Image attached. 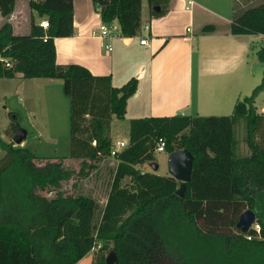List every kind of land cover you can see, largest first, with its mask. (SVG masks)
<instances>
[{
    "label": "trees",
    "instance_id": "obj_1",
    "mask_svg": "<svg viewBox=\"0 0 264 264\" xmlns=\"http://www.w3.org/2000/svg\"><path fill=\"white\" fill-rule=\"evenodd\" d=\"M142 0H91L101 23L116 21L119 34L133 37L141 27ZM148 16L158 18L168 0H145ZM15 0H0L7 17ZM48 27L29 21L27 33L0 24V78H52L61 81L68 100L67 157H37L10 140L16 117L0 137V264H75L92 252L95 264L113 250L117 264H264V114L253 105L264 89V44L255 51L263 64L260 83L236 100L230 115L144 116L128 120L127 142L113 156L105 201L88 195L55 192L63 181L85 177L86 169L110 156L111 118L121 119L137 81L120 86L109 75H93L79 64L54 61L53 38L73 33L72 0H27ZM158 7V11L154 10ZM230 33L264 35V0L247 7L232 4ZM43 37L45 38L43 40ZM244 120L248 154L235 156L233 124ZM13 119V120H12ZM164 139L170 153L187 149L193 156L181 197L170 175L142 172L136 166L154 160ZM78 161L77 171L64 161ZM74 187V181L72 182ZM246 209L254 212L258 235L236 226ZM250 235V239L246 236Z\"/></svg>",
    "mask_w": 264,
    "mask_h": 264
},
{
    "label": "crops",
    "instance_id": "obj_2",
    "mask_svg": "<svg viewBox=\"0 0 264 264\" xmlns=\"http://www.w3.org/2000/svg\"><path fill=\"white\" fill-rule=\"evenodd\" d=\"M19 1L22 0H15L7 17L0 16V24L7 21L14 33L21 34L25 27L19 30V17L16 16ZM234 1L241 7H247L263 0H193L189 10H184L185 0H168L163 16L146 23L148 29L143 27L147 36H143L140 28L136 36L123 37L119 34L117 22L112 21L110 27L115 32L107 39L110 50H106L101 46L100 38L93 34L98 32L101 21L91 0H72L73 33L53 38L54 61L58 65L79 64L93 75H109L114 86H120L130 77L136 79V89L126 99L123 118L112 117L110 122L112 144L118 141L126 143L127 136L116 133L114 118L128 123L131 118L144 116L199 115L196 110L191 113L181 110L191 107L192 97H196L199 90L219 92L230 81L241 77L245 68L244 59L248 50L254 47L253 40L262 41L264 35L230 33ZM143 6L146 19L150 18L145 0L141 1ZM29 12L35 23L42 17L34 10ZM143 37H146V44L141 45L138 41ZM204 42L208 43L207 51ZM15 76L20 77L19 74ZM37 79L45 81L38 84L41 88L56 83L52 78ZM61 100L68 115V100ZM42 111L43 115L37 114L41 111H31V114L33 117L48 115L47 109ZM259 112L264 114V107ZM145 165L146 162L136 167L142 172H149L151 167L145 168ZM87 256L85 254L75 264H95L92 252L91 258Z\"/></svg>",
    "mask_w": 264,
    "mask_h": 264
},
{
    "label": "rangeland",
    "instance_id": "obj_3",
    "mask_svg": "<svg viewBox=\"0 0 264 264\" xmlns=\"http://www.w3.org/2000/svg\"><path fill=\"white\" fill-rule=\"evenodd\" d=\"M22 1V3L20 1L18 3L19 9H16V16L17 18L19 17V30L25 27L23 32H21V34H24L28 32L27 27H29L31 18L29 12L30 8L27 6L26 0ZM143 16L144 18H142ZM162 16H160V18ZM42 19L46 18H38V21ZM151 19L152 18L146 19L145 8L144 6L141 7L140 28L143 36H147L145 33L146 30L143 29V24H149ZM253 41L254 47L248 50V56L244 59L245 68L243 69L241 77L238 76L234 82L230 81L229 84L224 87L225 89L219 92L212 89L199 90V93L197 92L195 95L196 97H192L191 107L183 108L184 110L181 111L191 113L196 110L199 115H230L236 100L249 96L251 90L261 81L263 64L256 58L255 51L259 46L264 44V39L262 41L254 39ZM207 45L208 43L204 42L206 51ZM42 82H45L44 79H26L19 76H14L13 78H0V137L3 140H9L4 130L11 116L14 115L17 125L24 128L27 134L18 145H13L26 147L37 157L59 160L60 157H67L69 152L68 115L61 98L64 99L65 102H67V99L62 95L61 81L59 79H55L56 83H50L46 88H41L38 85ZM3 97H6V99L4 100ZM253 105L257 112H259L261 107H264V89L256 95ZM43 109L48 110V115L45 114L44 117H39V114L43 115ZM31 111H35V113L37 111L41 112H38V115H34L35 117H33ZM127 115L129 114L127 113ZM113 122H116L113 124L115 125L114 127H116V133L118 135L122 134V136H128V123L115 118ZM116 133L112 135L117 137ZM233 133L235 140V156L248 154L249 151L243 140L245 128L242 117L234 122ZM263 134L264 130H259V132L256 133V141H259ZM1 155L2 151L0 153V156ZM153 155V162L147 161V166L145 165V168L151 167L149 172L158 175H168L166 166L167 151H154ZM64 163L67 167L74 169V171H77L79 168L77 160L66 159ZM114 163L115 159L112 156L102 161L90 162L89 164L93 166L90 169H86L85 177L81 178L73 175L69 180L63 181L55 190H51L50 192L44 191L43 194L52 196L55 192H61L71 193L73 195H88L95 199L101 207L106 197L110 170ZM73 181L74 187H72ZM87 254V258H91V251Z\"/></svg>",
    "mask_w": 264,
    "mask_h": 264
},
{
    "label": "water",
    "instance_id": "obj_4",
    "mask_svg": "<svg viewBox=\"0 0 264 264\" xmlns=\"http://www.w3.org/2000/svg\"><path fill=\"white\" fill-rule=\"evenodd\" d=\"M158 7L154 10L158 11ZM26 136V130L17 126L11 136V141L14 145H18ZM193 156L187 149H179L168 153L166 166L168 175L176 179L179 184L175 190V194L179 197L182 196L185 183L190 178ZM255 215L250 209L244 210L238 217L236 226L241 232H246L250 225L254 222ZM105 264H117V258L113 250H109L104 258Z\"/></svg>",
    "mask_w": 264,
    "mask_h": 264
},
{
    "label": "built area",
    "instance_id": "obj_5",
    "mask_svg": "<svg viewBox=\"0 0 264 264\" xmlns=\"http://www.w3.org/2000/svg\"><path fill=\"white\" fill-rule=\"evenodd\" d=\"M193 0H185V5H184V10H189L190 6L192 5ZM36 24L45 29L48 27L47 25V21L46 19H42L38 22H36ZM143 27L145 29H148V25L147 24H143ZM114 28L112 27H107L105 24L101 23L98 27V32H93L94 35L98 36L101 40V46L106 48V50H110V43L107 41V39L111 38L112 36H114ZM45 38L43 37V40ZM139 44L144 45L146 44V37H143L141 39H139ZM124 146V143L121 141L116 142L115 144L112 145L111 149H110V156H114L117 151ZM157 152H162L164 151V139L163 138H158L155 144V150ZM249 228H252V230L255 231V234L258 235V230H259V226L258 224H256L255 222H253ZM250 235L246 236V239H250ZM99 244L95 245L94 247H92V249L90 250L91 252L97 250L99 248Z\"/></svg>",
    "mask_w": 264,
    "mask_h": 264
}]
</instances>
